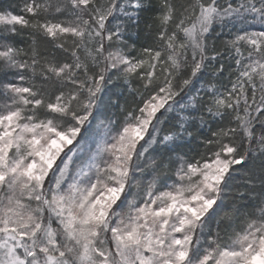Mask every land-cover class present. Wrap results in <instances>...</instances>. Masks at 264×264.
<instances>
[{
  "label": "snow or ice",
  "instance_id": "6c2138e0",
  "mask_svg": "<svg viewBox=\"0 0 264 264\" xmlns=\"http://www.w3.org/2000/svg\"><path fill=\"white\" fill-rule=\"evenodd\" d=\"M0 264H264V0H0Z\"/></svg>",
  "mask_w": 264,
  "mask_h": 264
}]
</instances>
